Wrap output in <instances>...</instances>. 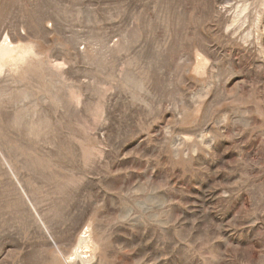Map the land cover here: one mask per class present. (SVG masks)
Wrapping results in <instances>:
<instances>
[{
  "label": "rangeland",
  "instance_id": "rangeland-1",
  "mask_svg": "<svg viewBox=\"0 0 264 264\" xmlns=\"http://www.w3.org/2000/svg\"><path fill=\"white\" fill-rule=\"evenodd\" d=\"M0 52V264H264V0H0Z\"/></svg>",
  "mask_w": 264,
  "mask_h": 264
},
{
  "label": "bare ground",
  "instance_id": "bare-ground-1",
  "mask_svg": "<svg viewBox=\"0 0 264 264\" xmlns=\"http://www.w3.org/2000/svg\"><path fill=\"white\" fill-rule=\"evenodd\" d=\"M5 51V50H4ZM1 53V52H0ZM84 239V238H83Z\"/></svg>",
  "mask_w": 264,
  "mask_h": 264
}]
</instances>
